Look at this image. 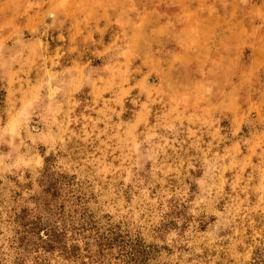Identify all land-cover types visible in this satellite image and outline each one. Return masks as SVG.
Wrapping results in <instances>:
<instances>
[{
    "label": "rangeland",
    "instance_id": "obj_1",
    "mask_svg": "<svg viewBox=\"0 0 264 264\" xmlns=\"http://www.w3.org/2000/svg\"><path fill=\"white\" fill-rule=\"evenodd\" d=\"M97 9L22 0L0 14V250L13 214L73 188L95 215L132 223L157 264H264V64L252 45L234 56L232 40L218 43L226 86L202 101L183 64L130 52L143 9L113 6L101 23Z\"/></svg>",
    "mask_w": 264,
    "mask_h": 264
},
{
    "label": "crops",
    "instance_id": "obj_2",
    "mask_svg": "<svg viewBox=\"0 0 264 264\" xmlns=\"http://www.w3.org/2000/svg\"><path fill=\"white\" fill-rule=\"evenodd\" d=\"M21 1L0 0V14L16 8ZM87 1L92 8H98L96 20L100 23L113 6L129 12L143 9L128 39L130 52L147 65L183 64L206 88L202 101L212 102L226 86L230 66L218 68L221 65V58H216L221 54L218 43L232 40L228 54L234 56L251 44L254 66L264 64V0ZM156 48L166 50V54L155 55Z\"/></svg>",
    "mask_w": 264,
    "mask_h": 264
},
{
    "label": "trees",
    "instance_id": "obj_3",
    "mask_svg": "<svg viewBox=\"0 0 264 264\" xmlns=\"http://www.w3.org/2000/svg\"><path fill=\"white\" fill-rule=\"evenodd\" d=\"M77 191L65 197L55 190V206L41 210L37 196L33 209L13 214L0 264L3 256L8 264H157L155 246L146 245L132 223L95 215Z\"/></svg>",
    "mask_w": 264,
    "mask_h": 264
}]
</instances>
